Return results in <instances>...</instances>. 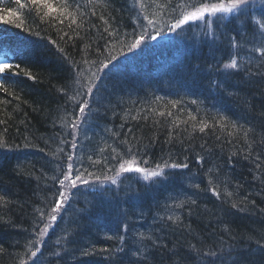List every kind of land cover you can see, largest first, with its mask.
Returning a JSON list of instances; mask_svg holds the SVG:
<instances>
[{
	"label": "trees",
	"instance_id": "1",
	"mask_svg": "<svg viewBox=\"0 0 264 264\" xmlns=\"http://www.w3.org/2000/svg\"><path fill=\"white\" fill-rule=\"evenodd\" d=\"M141 2L143 8L137 0H106L107 7L95 3V0L91 4L89 0H74L73 7L78 4L79 11L86 13L83 17L77 16V23L83 22V27L77 29L79 35L68 27L69 19H64L63 24L50 18L41 20L42 12L38 13L33 8L21 10V18L0 14L10 21L5 23L0 19V30L23 35L20 40L7 43L9 50L15 55L16 64L36 78L28 79L23 73L17 75L15 73L18 70L14 68L7 74L12 81L4 82V88L8 91L0 89V138L8 141V145H29V151L23 157L14 158L8 150L7 154L11 157L0 163V196L5 197L4 201H0V231H5L4 226H7L8 233H11L8 223L29 231L32 227L30 220L35 218L37 209L44 210V206L48 208L52 204L51 198L55 200V186L58 182L52 179L51 174L46 175V167H56L57 163L69 161L68 154L73 153L74 148L67 143L68 138L73 136V129H70V124H65L71 118L75 119L79 112L77 101L83 97L77 96V93L82 91L81 86L92 73H96L99 82L96 83L95 80L94 96H91L90 108L79 128L84 137H87V142L84 146H79L78 155L73 156L72 160L83 162L78 169L87 165L88 171L94 170L99 175V182H103L105 173L108 176L114 174L108 169L115 166L117 161L109 159L107 166L103 161L100 165L91 166L87 157H110V148L97 155L99 148L106 144L116 147L121 153L126 152L127 146L120 143L125 139L131 141L138 164L147 160L149 163L146 166L155 168L156 164L169 160L187 162L189 167L167 168L165 175L148 180L147 185L138 182L144 180L141 174L124 173L118 178V186L115 187L117 194H112L111 189L103 191L101 186L93 183L91 184L96 190L88 185V189L92 190H88V240L101 238L104 241L107 236L113 237V229H102L103 217L116 221L120 230L128 223L131 226L127 228L135 226L133 217H139L141 221L134 236L138 238L139 233H144L145 236L159 237L161 243L167 244L168 248L175 247L186 264H203L201 258L195 253H189L187 247L189 244L200 246L201 242L205 247L215 246L216 250L222 245L225 253L234 250L233 254L239 257V264H264V252L257 248L254 240L248 239L250 236L264 235V213L260 211L264 208V184L261 183L264 168L256 169L252 159L245 161L239 155L232 157L231 164L228 163L232 152H238L245 147L242 139L237 140L221 134L219 128L215 132L207 130L206 134L193 131L189 125L184 124L172 129V118L165 122L164 118L158 116L160 111L167 109L175 114L176 119L185 120L191 112L198 119L208 120L210 124L213 122L212 117L225 116L232 121L247 122L246 126L256 129L258 138L264 131V119L260 116L264 111V79L259 76L249 79L243 70L234 72L219 66L227 62L231 54L239 51V57L245 60V67H248L246 58L249 49L259 43L260 26L255 16L246 11L233 21L215 19L211 28L207 24L198 26V32L194 34L186 26L173 36L169 34L167 39L150 44L145 39L148 51L140 50L131 59L122 58L123 55L120 54L123 51L120 50L124 47L121 42L125 39L130 42L133 31L140 33L139 26L133 23L134 19L140 24H146L144 15L158 19L161 35H166L168 25L173 22L172 17H178L179 10L174 13L170 6H157H167L169 0ZM178 3L179 0H171L172 6ZM92 11L96 12V16L91 15ZM263 13L264 4L257 9L258 15ZM102 14L111 18V29L117 31L119 36L109 37L104 32L106 25L98 19ZM56 15L58 13L53 14ZM16 24H21V27L17 28ZM93 24L96 27H92ZM72 28H76V25L73 24ZM149 32L155 31L149 29ZM232 37L237 38L243 46L242 50L231 48ZM56 48L63 49V53L56 52ZM110 56H115L116 60L105 69L106 75L102 78V72H97L96 66L101 61L106 63V58ZM255 70L254 67L253 71ZM81 72L83 75H78ZM214 81L217 83H213ZM215 90H219L220 94H216ZM230 92L233 95H229ZM73 96L76 97L75 101L69 99ZM193 100L197 103H192ZM169 101H178L177 108L172 109ZM246 102L254 107L248 108ZM149 108L155 109L156 114L150 115L148 120L140 119ZM132 116H137L138 119L133 120ZM41 117L47 118V121L52 120L53 123L45 126V123L38 122ZM153 120L160 122L153 124ZM57 128L61 132L56 134L52 129ZM184 128L188 131H183ZM170 131L173 142L166 143ZM113 133L118 135L114 136ZM217 135L221 136L220 140L216 139ZM48 147L63 149V152L54 151L56 157L53 159L33 155ZM154 149L161 152L155 154ZM6 150L3 148V152ZM169 153L172 154L171 158ZM197 154L204 158L199 163ZM255 156L256 152H253V157ZM209 168L214 169L210 175L221 181V187L227 184L228 190L233 191L237 183L242 185L237 196L247 195L255 201V207L249 206L245 212H238L230 208V202L224 203L210 192L193 188V184H200L202 189L207 187L205 173ZM60 170L59 168V172ZM169 172L174 174L171 187ZM85 177H88V182L92 180L90 176ZM125 177L128 180H138L134 185H129ZM187 186L191 188V193L183 201L190 198L197 200V205L192 206L191 214L188 204L183 208H175L177 201L171 203L174 191L172 188L186 190ZM125 189L128 190L130 201L125 199L123 202L121 194ZM139 191H143L144 198H135L140 195ZM76 192L79 194L84 191ZM100 196L107 198L106 203H100L107 210L90 212L89 210L94 209L90 204L91 199ZM155 196L158 198L147 202ZM111 203L118 204L121 209L115 211L109 208ZM150 203L154 204V212L147 210ZM129 214H132V218ZM144 214L148 216L145 221L142 220ZM168 215H179L180 223L172 224L167 219ZM161 217L164 219L161 220ZM67 220L69 218H61V222ZM225 224L230 227L231 235L223 232ZM74 233L77 234L76 228L66 229L67 235ZM8 239L14 241L15 237L8 235ZM111 241L113 244H110L109 249L119 247V236L113 237ZM0 243L3 248L4 242ZM145 243L149 247L150 255L143 264H170V259L178 260V257L170 258L167 249L157 248L159 252L150 251L154 248L151 242ZM6 253H0V264L11 262L10 254Z\"/></svg>",
	"mask_w": 264,
	"mask_h": 264
},
{
	"label": "snow or ice",
	"instance_id": "2",
	"mask_svg": "<svg viewBox=\"0 0 264 264\" xmlns=\"http://www.w3.org/2000/svg\"><path fill=\"white\" fill-rule=\"evenodd\" d=\"M2 2V0H0ZM94 0H89V3H93ZM14 3L17 5V11L19 9H23L25 7H28V4L22 3L21 0H14ZM74 0H60V6L57 8L53 7V4L50 2V0H30V4L32 7H34L38 13L42 12V15H40L41 20L45 19H51L54 20L60 24H63L64 19H69L70 24L69 28L73 33L77 32V29L83 27V22L77 23V16L83 17L86 15L85 12H80L79 8L80 6L77 4L75 7H73ZM95 3L101 4L104 7H107L106 0H95ZM137 3L140 5L141 8L144 7L141 0H137ZM248 3V0H216V2H210V0H179V3L175 6L171 5V0H169V4L167 6L165 5H157L158 7H172V12H178V17H172L173 22H171L168 25L169 31H175L177 29H180L183 25L187 24L190 21H204L209 28H211L213 23V17H217V14H220L222 17L223 15L238 11L242 8V6L246 5ZM17 11L12 10L7 5H4L0 7V13H7L8 16H16ZM53 12L58 13V15L53 16ZM92 16H96V12H91ZM155 16V13L153 14ZM0 19L4 20L5 23H9L4 16L0 15ZM99 20L103 21L104 25L106 27L104 28V32L107 33L109 37H115L119 36L120 34L111 29V18L106 17L105 15H100L98 17ZM143 19L146 21V24H140L138 20L134 19L133 23H136L140 28V33L137 34L135 31H133L132 39L130 42L125 39L122 41V46L127 49L128 52H132L133 50L140 47V45L144 42V39L146 36H149L151 39H155L156 36L161 35L162 29L158 27L159 20L149 18V16L144 15ZM75 24L76 28H72V25ZM17 28L21 27V24L15 25ZM92 27H96V25H92ZM149 29H152L155 31V36L151 35L149 32ZM260 37H259V43L257 45H253L249 49L248 57L246 58V63L248 67H245V60L241 59L239 57V51H237L236 54H231L228 58V61L220 65L219 67H222L224 70H233L234 72H238L243 70L245 72V75L249 77V79L259 76L261 79H264V71H260V69H264V21L260 22ZM38 35V34H37ZM127 33L125 34V37H127ZM63 38V37H62ZM71 39V37H69ZM103 35L101 36V39H103ZM87 47V45H86ZM242 45L239 43L236 37L231 38V48L242 50ZM63 51V49H61ZM254 54V55H253ZM258 58V59H257ZM107 62L101 61L98 66H96L97 72L107 69L109 65L112 63V61L116 60L115 56H110L106 58ZM85 63H88L85 61ZM209 67H212L209 65ZM256 68L255 71H253V68ZM17 69L18 71L15 74L23 73L24 76H26L28 79L35 80L36 78L25 68H22L19 64L12 65L9 64L6 60L0 61V73H5L6 70L10 69ZM231 74V73H229ZM78 75H83V73H79ZM99 79V77L96 75V73H92L90 77H88V82L86 85H82V91L77 93V96L83 97L81 100L77 101L78 108H79V114L75 116V119H72L68 122H66L65 126H68L70 124L71 128L73 129V140H72V148L77 147L76 143V133L79 131L80 128V122L82 117L85 116L86 111L90 108V97L94 95V91L96 88L95 80ZM77 83H79V80H77ZM217 83V82H213ZM221 87H224V85H219ZM0 89H3L4 91H8L6 88H4V84L0 83ZM59 91L64 92L63 89H59ZM66 95L67 93L64 92ZM229 95H233V93H229ZM71 100H76V97H70ZM157 99H160L157 97ZM178 101H169V104L171 105L172 109H176L178 105ZM192 103H197L195 100L192 101ZM248 108H253L254 106L251 105L249 102H246ZM156 114V110L149 108L148 112L142 116L139 117L140 119L148 120L150 115ZM159 117L164 118L165 122H167L168 118L171 119V125L170 128L175 129L178 128L179 125H189L193 131H199L202 134H206L207 130H211L213 132L216 131L217 128H219L221 134H226L230 138H234L237 140H243L245 147L238 152H232L231 156L229 157L228 163H232V157L240 156L245 161H248L250 159L253 160L255 163L256 169H262L264 168V151H257V149H264V131H262L258 138L256 129L252 126H246L247 122L240 123L239 121H232L229 120L225 116H219V118L212 117V123L210 124L208 120L206 119H198L196 115H193L191 112L188 113L187 119L185 120H178L175 117V114L171 110H165L160 111L158 113ZM261 119H264V111L260 113ZM131 119L136 120L138 119L137 116H132ZM159 120H153V124H158ZM110 131V130H109ZM183 131H188L187 128H184ZM242 134V135H241ZM113 135H118L116 133H113ZM179 133H177V136ZM87 138V137H86ZM217 140L221 139L220 135L216 136ZM173 142V135L172 132H169V139L166 141V143H172ZM231 140L229 141V143ZM61 143H64V141H61ZM123 145L127 146L126 152L121 153L117 150L116 147H113L111 145H105V147L99 148V152L97 155L103 154L105 152L106 148L111 149V156L105 157L100 155L99 159H93L92 155H89L87 157L89 163L91 166L100 165L103 161L104 165L107 166V162L109 159L117 161V164L113 166L112 168L108 169V171L113 172L114 174L112 176H108L106 173L104 174V179L109 180L112 184H117L118 178L121 177L124 173H138L142 175V178L145 181L152 180L157 177H161L165 175L164 169L172 168V169H187L189 167V164L187 162H179V161H172L169 162V160H165L163 164H156L155 168H149V167H142L137 163V156L136 152L133 150V145L131 141L128 139L122 140L120 142ZM183 143V141H181ZM3 144H0V147H3ZM201 148H204V145H201ZM43 151V149H41ZM58 151L63 152V149H58ZM136 151H139L137 149ZM253 152H256V156L253 157ZM55 156V153H53ZM171 153H169V158H171ZM125 156L129 158H125ZM67 159L69 161L73 160V156L71 154L68 155ZM197 162H201L204 158L197 154L196 156ZM187 160V157H185V161ZM149 161L145 160L144 164L147 165ZM214 172L213 168H209L208 171L205 173V176L207 177V187L201 188L200 184H193L191 185L193 188L197 189L198 191H204V192H210L212 196L216 197L217 199L221 200L224 203L230 202V208L234 209L238 212H245L248 210L249 206L252 208L255 207V201L251 200L247 195L244 196H237V192H239L242 185L237 183L235 185V189L233 191L228 190L227 184H225L223 187H221V181L218 179H215L211 173ZM84 173H86L88 176H94L95 173L89 172L87 168L84 169ZM256 177H254L255 179ZM54 181H57L59 184V190L58 195L56 196L54 200V204L51 207V210L47 213V223H44L42 227L39 228V232L36 234L37 239L34 241H29V246L32 245H40L43 243V238L48 232L49 228L52 227V222H54L57 219V214L61 211V209L64 208L65 204L68 202L69 196H68V189H75L77 188L78 184L87 185L89 182L85 178V175L80 172L79 169L75 168L73 163H69L67 165V170L62 172V178L52 177ZM96 179H99L97 177ZM261 183L264 184V173H262L261 177ZM5 197L0 196V201H4ZM185 204L189 205V213L191 214L193 208L192 206L197 205V200L195 199H189L185 201H180L175 203V208H183ZM37 211L40 212V219L44 220L45 214L42 209H37ZM262 213H264V208L260 210ZM164 218L161 217V220ZM167 219L172 222L174 225H178L180 223V216L179 215H168ZM6 223V221H5ZM127 229V225H124V230ZM224 233H228L231 235V229L230 227L225 224L223 228ZM139 238V246L136 248V250L132 251L131 255L134 258L133 261H130V264H143V262L147 261L150 255L149 247L145 243V241H150L151 246L154 248H162L167 249L169 257H178L177 261H171L170 264H186L183 257H179L178 252L175 247L168 248V245L165 243H161L160 238H153L152 236H145L144 233L138 234ZM107 239H113L112 236H108ZM119 239L121 241L124 240L123 236H120ZM250 240H254V243L256 244L257 248L264 252V235L258 236V237H248ZM57 244L60 243V240L58 239L56 241ZM189 253H195V255L203 261V264H217V261H219V264H225L224 257L229 256L231 257L233 255L234 250H230L227 253L224 252L223 246L221 245L219 250H216L215 246H207L201 242L200 246H197V244H189L188 246ZM4 249L0 247V252H3ZM40 251L39 247H35V250L31 251L29 259L32 257H35L37 255V252ZM95 249H92L91 252H95ZM116 252H124L125 249L123 247L117 248L115 250ZM89 249H84L82 254L87 256L91 254ZM99 252L105 253V254H111L113 252L112 249L109 248H101L99 249ZM59 252L54 253V255L59 256ZM19 264H26V261L21 259ZM233 264H237V262H233Z\"/></svg>",
	"mask_w": 264,
	"mask_h": 264
},
{
	"label": "bare ground",
	"instance_id": "3",
	"mask_svg": "<svg viewBox=\"0 0 264 264\" xmlns=\"http://www.w3.org/2000/svg\"><path fill=\"white\" fill-rule=\"evenodd\" d=\"M12 24H15V22H12ZM198 25L201 26L200 23ZM4 35H5V31L0 30V38L3 37ZM15 36L17 38L18 36H23V35L18 33V34H15ZM56 52L61 53L62 51L60 48H56ZM10 78L11 77L9 75H6L4 78V80L6 81L4 82L12 81V80H9ZM87 82H88V79L86 80L84 85H86ZM215 91H216V94H220L219 90H215ZM93 96L94 95H92V97ZM204 96L206 95L204 94ZM92 108H96V107H92ZM46 119L47 118H42V117L38 118V122L42 124L45 123V126L46 124L49 125L51 122L53 123L52 120L47 121ZM72 119L73 118H71L70 120ZM70 129H67V130H70ZM59 130L61 129L59 128H57L56 130L52 129V131H54V133L56 134L58 132H61ZM83 134L84 133H82L80 130H79V133H76L77 147L74 148L73 153L69 152V154H71L72 156H77L78 155L77 149L79 148V146H84L83 144L87 142V139L84 137ZM66 135H68V133H66ZM68 139L69 141L67 144L71 146L73 136ZM0 144L4 145L3 147H0V163L4 159H8V157H11V156H8L9 151L11 152L12 155H14L13 156L14 158L23 157V155L26 154L27 151H29V148H27L29 145H27L26 143H23L25 144L23 146H21L22 144L21 145H16V144L8 145V141H5L3 137L0 138ZM3 148L7 149L6 152H3ZM54 151H58V148L48 147L47 149H45V151H41V150L36 151L35 153H33V155H42V157L44 156L47 159L48 158L53 159L56 157L53 155ZM154 152L156 154L157 152H161V151L154 149ZM69 163H73L74 167L78 169L79 164L83 162L78 160V161H65L61 164L55 163L56 167L52 165L46 167L47 169L46 175L51 174L52 177L55 176L57 178L58 177L62 178V172L67 170V165ZM139 165L142 167H147L144 164V162H139ZM59 168L61 169L60 170L61 172H59ZM85 168L88 169V166L86 165V167H81L80 171L82 174L86 176L87 174L84 173ZM164 171H168V170L164 169ZM92 172L95 173L94 170ZM58 173H59V176H58ZM168 176H169L170 187H171L172 185L171 178L174 177V174L169 172ZM90 177L92 180H90L89 181L90 183H88L87 185L81 184L78 186V188L69 189L71 191H68V195H74V196L69 197L68 202L65 204L64 208L61 209V211L57 214V219L54 222H52V227L49 228L48 232L44 236L42 244L29 246V241L36 240L37 239L36 234L39 232V228L42 227L44 223L48 222L47 213L51 210V207L54 204L53 203L54 200H52V198L50 200L52 201V204L50 205V207L48 206L47 208L44 206V210H43L45 214L44 220L40 219V212L38 211L35 215V218L33 220L32 219L30 220L32 223V227L29 231L22 229V227H17L11 223H8L9 225L8 227H10L12 230L11 233H8L9 230L7 226H4L5 231H0V242L2 243L4 242L3 252H7L6 254H10L11 262H9V264H19L21 259L25 260L26 264H127V263H130V261H133L134 258L132 257L131 253L132 251L136 250V248L139 246V238L134 236V233H136L137 226L139 225L141 221L139 217H133L135 226L131 228H127L126 230L124 229L120 230L118 225L116 224L117 222L113 221V219L103 217L104 219L102 220V226H101L103 230L106 231L107 229H113V237H116V236L124 237L123 241L120 240L119 247H116V249L123 247L125 251L122 253L116 252L115 251L116 249H114L111 254H105V253L99 252V249L101 248H110L109 246L112 243L111 241L112 239H107L108 236L106 237L107 240H104V241L101 240V238L94 239L95 242L88 240V185L90 187H93L94 190H96V187L93 184L97 186H101V189L103 191H105V189H111L110 191L112 194H117V189L115 187L118 186V184H112L110 181L105 180L104 177H103L104 181L100 183L99 182L100 178L96 179L97 177H99V175L97 174H95L94 176H90ZM85 178L88 180V177H85ZM125 178H126L125 181L129 185H134V183L138 180L135 178H131L129 180L127 179L128 177H125ZM138 182H140L141 185L142 184L147 185L146 184L147 181L138 180ZM51 186H53V184ZM55 189H57L58 191L59 187L56 185ZM75 190L84 191V192L77 194ZM172 190L174 191H173V194L171 195V203H174L176 201L177 202L183 201L184 197H186L188 193H191L190 191L191 188L188 186L186 187V190H182L179 187L172 188ZM127 191L128 190L125 189L124 193L121 194V196L123 197V202L125 199H128L130 201L129 199L130 197H128L129 195ZM139 192H140V195L138 197H135L137 199H139L140 197H143V191H139ZM155 198H158V196H155L154 198L151 197L149 201L147 202H151V201L153 202V199ZM91 200L92 201H90V204L92 208L94 209L89 210L90 212L99 213V212H102L103 209L107 210L105 206H102L100 204V203L102 204L106 203L107 198L100 196V197H95ZM150 204L151 205H148L149 208L147 210L154 212V204L153 203H150ZM109 208L114 209L115 211H117L118 208L121 209V207L116 203H111V205H109ZM129 216L132 218V214H129ZM147 217L148 216L144 214L142 220L145 221ZM61 218H69V220L65 222H61ZM127 226L129 227L131 226V224L128 223ZM79 227H82V228L80 229ZM68 228H76L77 234L74 233V234L67 235L66 229ZM8 235L15 237V240L10 241L8 239ZM58 239L60 240L59 244L56 243ZM0 246H1V243H0ZM35 247H39L40 251L37 252V255L35 257H32L31 259H29L31 251L35 250ZM88 248H90L89 249L90 252L92 249H95L96 251L91 252V254L87 256L83 255L82 254L83 250L88 249ZM131 248H134V249H131ZM150 251L159 252L157 248H151ZM56 252L60 253L59 256L54 255V253ZM233 255L231 257L229 256L224 257L225 264H233L234 261L237 262V264H239L238 255H235V254Z\"/></svg>",
	"mask_w": 264,
	"mask_h": 264
}]
</instances>
